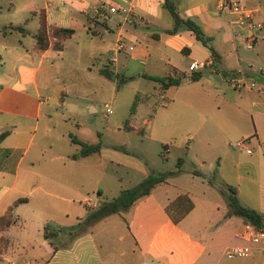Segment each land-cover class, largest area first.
<instances>
[{
    "label": "crops",
    "instance_id": "crops-1",
    "mask_svg": "<svg viewBox=\"0 0 264 264\" xmlns=\"http://www.w3.org/2000/svg\"><path fill=\"white\" fill-rule=\"evenodd\" d=\"M238 1L256 6L259 28L254 44L264 43V32L259 34L264 30V0ZM7 2L13 5L12 0ZM115 2L122 0H25L20 5L25 7L20 20L26 22L29 16L33 21L30 43L24 47L19 39L7 41L4 30H0V60L5 64L6 58H11L17 65L13 76L0 79V132L7 131L0 139V214L8 208L12 214V221L0 230V236L6 239L0 249V264H264L261 252L233 258L224 255L226 246L243 242L237 233L245 221L227 213L220 183L233 185L238 201L264 216V110L254 105L252 88L235 89L229 84L238 66L247 80H252L253 75L264 79V73L239 54L237 43L243 44V38L238 27L229 24L227 14L212 0H184L182 9L174 4L181 17L193 19L209 38L208 44L216 52L213 59L208 47L189 29L167 31L172 19L162 1L159 10L151 9L147 1L131 0L128 12H109L106 5ZM39 11L46 26L73 28L62 41V48L67 40L82 33L100 39L102 45L88 49L90 58L102 60L98 71L106 67L113 74L111 66L122 53L130 60L156 62L163 68L162 73L147 74L179 78L177 84L164 87L152 80L160 96H172L164 107L172 98H178L174 113L164 115V130L170 132L183 121L189 128L185 154L190 164L184 167L188 174L184 185L177 176L167 178L168 174L126 209L83 224L79 230L69 229L88 208L103 197L116 196L124 187L120 175L108 170L109 164L123 165V156L115 151L104 155L101 143L97 151L86 155L74 148L76 152L70 157L53 148L57 134L51 141V131L55 132L59 123L69 122L70 116L55 108L58 95L51 97L44 91L46 67L52 62L46 60L56 56L47 55V51L62 48L47 47L39 52L33 49ZM150 24V41H146L141 38L147 35L142 28ZM17 25L11 27L19 33L27 32L21 25L22 31L14 28ZM157 26L159 31L154 29ZM109 33L114 34L112 56H106ZM117 42L122 46L116 47ZM74 50L78 55L81 52L79 46ZM176 51L183 52L181 58L175 57ZM199 59H210L211 63L199 70L187 69L188 62ZM204 70L207 74L203 77ZM191 71H200V76L190 79ZM223 80L226 84L220 83ZM255 89L262 91L261 87ZM211 98L215 104L209 108ZM121 127L143 132L127 119ZM150 132L159 140L163 137L156 127ZM231 139L236 145L241 143L243 152L230 148ZM248 142L253 143V150ZM161 144L167 151V144ZM116 146L119 145H113L114 149H119ZM208 149L232 155L233 166L227 168L217 161L213 169L210 163L205 164L202 157ZM89 155H95V161H90ZM213 171L217 179L210 182ZM141 172L142 176L148 173L144 169ZM88 190H95L93 202L86 197ZM179 193L188 195L192 207L174 222L164 207ZM18 197L25 199L13 204ZM77 201L83 207L77 209ZM44 226L47 236L43 234Z\"/></svg>",
    "mask_w": 264,
    "mask_h": 264
},
{
    "label": "rangeland",
    "instance_id": "rangeland-1",
    "mask_svg": "<svg viewBox=\"0 0 264 264\" xmlns=\"http://www.w3.org/2000/svg\"><path fill=\"white\" fill-rule=\"evenodd\" d=\"M24 1L12 0L13 5L10 6L7 0H0V30H4L7 41L16 42L19 39L25 47L32 39L31 31L34 29L32 28L34 24L32 25L33 21H30L29 16L26 22L20 20L25 13V7L22 9L20 6ZM144 1H147V5L151 9L159 10L162 0ZM171 1L178 9H182L184 6V0ZM109 23H112V19H109ZM14 24L23 26L27 32L19 33L11 27ZM152 26L150 24L147 28L141 27L143 32L147 34L146 37L145 35L141 36L142 39L150 41L149 34ZM154 29L159 31L158 26ZM263 32L262 29L259 34H263ZM113 37V33L108 34L109 43L106 56L113 55ZM237 44L239 54L250 61V66L264 67V43L254 44L251 49H246L240 42ZM100 45L102 43L95 35L82 33L67 40L61 51L51 49L47 51V55L53 53L56 56L52 60L50 58L46 60L48 63L49 61L52 62L46 67L44 91L51 97L58 95L59 104L55 108L58 111L68 113L70 116L69 122L59 123L54 128L56 131H51L49 140L53 141L52 137L57 134V138L52 142L53 148L68 153V157H70L72 152L79 149L80 141H100L104 155L115 151L123 156V160H121L123 165L109 164L108 170L120 175L124 187L138 182L143 177L141 172L143 169L147 171L174 170L176 158L181 156L180 169L173 171L176 173L169 174L167 178L177 176L175 178L181 181L180 185H184V181H187L188 177V174L184 173V167H188L190 164V159L185 154L189 128L184 125V121L174 126L170 132H166L162 127L164 115L174 113L178 98H172L170 105L164 107L170 101L169 97L172 96H167L164 93L163 96H160L156 82L144 76L147 73H162L163 68L158 63L151 61L141 64L139 60H130L120 53L115 60V65L111 66L112 76L107 77L98 71V68L102 66V60L100 58L94 60L88 55L89 48H98ZM76 46L81 49L79 55L75 53L74 47ZM181 54L183 52L176 51L175 57L181 58ZM10 59L6 58L5 64H2L0 60V79H8L9 76L14 75L17 65L13 64ZM241 66L244 67L245 65L241 64ZM39 68L41 69V66ZM139 73H143V75H139ZM206 74L207 71H202L203 77ZM120 76L130 77L119 83L118 78ZM252 78L255 83V87H252V99L256 102L254 105L264 110V79L257 75H253ZM220 83L226 84L225 80L220 81ZM257 87H261L262 91H256L255 88ZM163 101L165 103L161 104ZM104 102L108 104L110 111L103 115ZM214 104L215 100L211 98L208 107L211 108ZM125 119L128 123L140 127L143 132L122 129L121 125ZM153 127L163 133L161 140L152 137L150 130ZM72 137L75 139L73 140ZM161 142L167 144V151L162 150ZM113 145L124 146L127 151L114 149ZM248 145L250 150L254 149L252 142H248ZM242 147V145H236L235 140H230V148L236 152H243ZM218 151L208 149L203 152L204 163H210L213 169L217 161H220L227 168L232 167V155L229 153L222 155ZM95 158V155L88 156L90 161H95ZM129 161L138 164L140 168L136 169ZM85 179H88L87 176ZM94 195L95 190H88L86 197L93 202ZM76 203L78 204L77 209L79 206L83 207L78 201Z\"/></svg>",
    "mask_w": 264,
    "mask_h": 264
},
{
    "label": "trees",
    "instance_id": "trees-1",
    "mask_svg": "<svg viewBox=\"0 0 264 264\" xmlns=\"http://www.w3.org/2000/svg\"><path fill=\"white\" fill-rule=\"evenodd\" d=\"M162 5L166 8L172 19V25L167 29L168 32H174L179 27L187 28L194 34V37L199 40L202 44L206 45L211 53L213 59H215L216 52L214 48L208 44V37L205 36L199 26L193 19L189 17H181L175 8L174 3L171 0H162ZM39 23L33 34L34 42L33 49L35 51H42L47 47L52 49L59 50L62 48V41L68 37L72 32L73 28L71 27H61V26H46L44 18L39 11ZM22 31V27L17 25L14 26ZM90 33H93L90 31ZM100 73L107 77L112 76V71L108 68H101ZM145 77L157 80L162 87L169 84H177L178 77L171 76H154L150 74H144ZM200 76V71H191L189 78L192 80L197 79ZM130 76L124 77L120 76L118 78L119 83L123 82ZM126 124V119L124 120ZM6 130L0 132V139L6 134ZM74 140L75 138L72 137ZM78 153L80 155H86L88 153L97 151L100 146V142L97 140L95 142H79ZM165 144H161L164 148ZM117 148L126 151L123 146H116ZM182 158L177 156L175 162L174 170H165V171H154L150 170L148 173L143 176L138 182L131 186L123 187L119 190L118 194L111 198H103L98 201L95 207L87 209L86 214L77 221L76 225L70 227L69 229L79 230L83 224H86L91 221H95L103 216L112 213L119 212L126 209L135 199L147 194L150 191V188L165 179V177L180 169ZM215 177V172L213 171L208 181L212 182ZM220 192H222L226 197V202L228 205V214H234L240 216L245 222H249L256 227L264 228V216L263 214L252 208L245 205H242L235 194V188L231 184L220 183L218 186ZM24 197H18L13 200V204L23 201ZM192 207V201L186 193H179L171 200L165 204V211L174 222L178 221L190 208ZM12 221L11 210L8 208L6 212L0 214V230L5 228ZM44 236H47V232L43 231ZM6 239L0 236V249L5 246Z\"/></svg>",
    "mask_w": 264,
    "mask_h": 264
},
{
    "label": "built area",
    "instance_id": "built-area-1",
    "mask_svg": "<svg viewBox=\"0 0 264 264\" xmlns=\"http://www.w3.org/2000/svg\"><path fill=\"white\" fill-rule=\"evenodd\" d=\"M216 3V8L223 10L228 16L230 25L238 27L243 44L246 48H251L257 39V31L259 28L256 20V6L244 4L238 0H212ZM131 6V0H122V3L115 2L106 5L107 10L112 13L128 12ZM122 43L117 42L116 47H121ZM130 47V46H129ZM210 59L191 60L187 64L188 70H199L210 65ZM261 73H264L263 67H257ZM229 84L235 89L255 87L253 80H247L243 69L238 66L235 69V75L230 78ZM110 111L106 102L103 103V114ZM241 143L238 142L237 145ZM243 242L226 246L224 255L227 258L248 256L255 252L264 253V228L254 226L249 222H245L243 228L237 233ZM25 264H33L32 261H26Z\"/></svg>",
    "mask_w": 264,
    "mask_h": 264
}]
</instances>
